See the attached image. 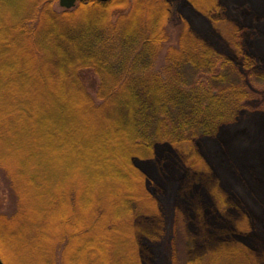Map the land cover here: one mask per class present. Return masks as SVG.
Listing matches in <instances>:
<instances>
[{
    "label": "trees",
    "instance_id": "1",
    "mask_svg": "<svg viewBox=\"0 0 264 264\" xmlns=\"http://www.w3.org/2000/svg\"><path fill=\"white\" fill-rule=\"evenodd\" d=\"M214 1L179 0L182 28L178 45L167 49L166 82L144 73L150 46L161 49L168 40L170 0H78L60 11L58 0H41L14 23L0 8L8 123L37 137L55 191L73 164L82 168L76 187L86 197L85 185L96 184L98 202L83 203L94 227L105 216L116 227L111 264H158L149 244L163 239L167 224L183 264H264V0ZM141 20L150 28L140 39ZM206 23L209 35L228 37L231 55L203 44ZM35 38L51 50L44 70ZM88 69L123 79H99L93 97L79 77ZM59 217L52 222L68 229L69 218ZM3 222L1 238L11 226ZM123 239L135 245L129 250Z\"/></svg>",
    "mask_w": 264,
    "mask_h": 264
},
{
    "label": "rangeland",
    "instance_id": "2",
    "mask_svg": "<svg viewBox=\"0 0 264 264\" xmlns=\"http://www.w3.org/2000/svg\"><path fill=\"white\" fill-rule=\"evenodd\" d=\"M199 1L201 4L213 5L215 3L214 0ZM40 2L41 0H0V8L6 14L5 16L8 17L7 20L14 23L20 18L31 14V11H33L34 7L39 5ZM170 4H172L171 8L173 11L167 26L168 40L161 49L156 50L153 44L150 46V50L153 51L151 62L144 73L146 76H154L155 74H158V76L161 75V82H166L168 80L166 75L167 71L165 69L167 65V49L168 47H176L178 45V38L182 28L181 21L178 19V14L176 13L179 0H174L173 2L170 0ZM220 8L223 9V7ZM54 9L56 11L61 10L58 2L54 4ZM209 24L210 23L204 24L201 27L202 30L200 29V38L203 44H205L204 41L208 43L211 41L214 44L213 47L217 51L231 55L226 40L228 37H221L217 32H215V34L211 33L210 35L206 33V29L208 28L207 25L210 26ZM149 28V23L142 20L139 22L137 35L140 36V39L146 37V30ZM40 32H44V30ZM26 40L28 41L27 37L24 38V41ZM30 41L31 39L29 43ZM32 41L33 43L35 41L36 46L40 48L38 53L41 54V57L42 55L44 57L46 54L51 57V50L48 47L41 46V42L38 39L36 40V38ZM206 45L208 44L206 43ZM114 56H112L113 60ZM47 59V56H45V60L42 63L43 68L40 70L46 68ZM114 63L115 62H113L112 65H114ZM42 73L46 80L45 72ZM101 75L102 76L95 74L90 69L79 73L80 81L93 97L96 95V87L99 83V79L104 84L113 85L123 79L121 76L112 74V72H104L101 73ZM248 84L252 85L250 81H248ZM255 86H253V89H257ZM260 88L261 87H259V89ZM260 93L263 94L262 97H264V92ZM0 97H3L1 91ZM26 97L32 101V97ZM41 97H43V95H38V99ZM4 102V100L0 99V135H4V141H2V146H0V154L3 159L5 158V154L10 159H4L7 165H2L4 161L2 162L0 160V217L2 218L3 216L4 218L1 219L0 224H4L3 221L8 222L10 220L11 226H7V232L3 230L8 234L5 235L6 237L2 236L1 238L0 236V259L2 263L111 264V251L115 249L114 244H116L114 240L116 227L112 228V226L109 225V218L107 216H105L101 224L98 223V226L94 227L93 216L91 215V217H89L87 215L89 208L86 209L83 203L90 199L89 203L94 207L98 202L97 195L99 193L96 184H93V182L87 183L86 181L87 185L85 186L88 188L87 190L90 191V196L86 197L87 194L85 190L81 188L82 185H79V188L78 186L76 187V184L82 181L83 178L80 176V174H82V168L79 170L76 167L80 165L73 164V167L70 166V170L74 169V172H76H72L71 176H66L65 183L62 182L61 188L55 191L54 189L58 181L57 178L53 179V177H50L53 173L52 165L49 163V165L45 167L44 159H41L42 154L40 149L42 147H37V137L20 133L17 127H15L14 132L12 131V127L8 123V115L3 111L5 110L3 108L7 106ZM41 150L43 151L42 153L46 152L44 149ZM58 169L59 167L55 168V172ZM60 191L65 193H62L65 197L64 203L66 202L63 205H60ZM55 198L58 199V202L54 207L53 202ZM67 201H69L68 204ZM66 204L69 206L68 208ZM59 215L60 220L62 215L64 218H69L70 222H68V229L63 230L60 223H56L54 220L52 222V218H58ZM59 219L58 222H61ZM170 225L171 224L166 225L163 239H157L154 243L149 245L154 252L159 254V258L156 256L158 264H176L177 262L178 264L179 262L183 264L184 252L181 251L176 253L175 256L173 255V244L175 243V239H170ZM80 229L87 230L85 233H82L83 236L73 240L72 235L69 236V234H72L74 230ZM98 230L101 231L99 232ZM116 235L117 237L120 236L119 233ZM62 239H64V241L59 243ZM118 242L121 244L119 249H122V242ZM123 243L124 245L127 244L125 247L129 250L130 247H133L132 245H135L131 240L126 241L123 239Z\"/></svg>",
    "mask_w": 264,
    "mask_h": 264
},
{
    "label": "water",
    "instance_id": "3",
    "mask_svg": "<svg viewBox=\"0 0 264 264\" xmlns=\"http://www.w3.org/2000/svg\"><path fill=\"white\" fill-rule=\"evenodd\" d=\"M77 0H59L58 1V4L61 8L63 9H71L74 7L75 3H76ZM80 1H83V0H80ZM100 2H107L109 0H98ZM0 264H3L1 259H0Z\"/></svg>",
    "mask_w": 264,
    "mask_h": 264
},
{
    "label": "bare ground",
    "instance_id": "4",
    "mask_svg": "<svg viewBox=\"0 0 264 264\" xmlns=\"http://www.w3.org/2000/svg\"><path fill=\"white\" fill-rule=\"evenodd\" d=\"M59 1V0H58Z\"/></svg>",
    "mask_w": 264,
    "mask_h": 264
}]
</instances>
